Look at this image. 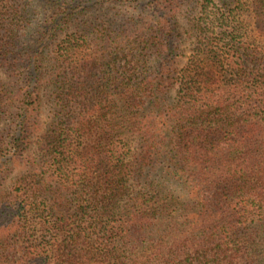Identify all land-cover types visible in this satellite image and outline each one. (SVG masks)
Masks as SVG:
<instances>
[{
    "label": "trees",
    "instance_id": "1",
    "mask_svg": "<svg viewBox=\"0 0 264 264\" xmlns=\"http://www.w3.org/2000/svg\"><path fill=\"white\" fill-rule=\"evenodd\" d=\"M0 264H264V0H0Z\"/></svg>",
    "mask_w": 264,
    "mask_h": 264
},
{
    "label": "rangeland",
    "instance_id": "2",
    "mask_svg": "<svg viewBox=\"0 0 264 264\" xmlns=\"http://www.w3.org/2000/svg\"><path fill=\"white\" fill-rule=\"evenodd\" d=\"M184 63V62H183Z\"/></svg>",
    "mask_w": 264,
    "mask_h": 264
}]
</instances>
